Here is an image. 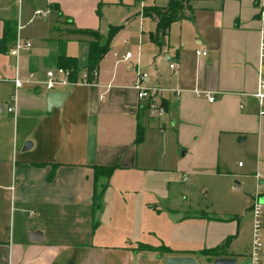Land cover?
<instances>
[{
  "label": "crops",
  "instance_id": "crops-1",
  "mask_svg": "<svg viewBox=\"0 0 264 264\" xmlns=\"http://www.w3.org/2000/svg\"><path fill=\"white\" fill-rule=\"evenodd\" d=\"M10 1L18 2L17 12L0 14V38L5 22L12 23V36L0 46V264H165L169 254H192L211 264L200 249L226 238V253L219 255L238 261L243 251L237 212L231 206L195 207L192 179L224 175L221 163L248 139L257 165L264 162V114L252 95L259 74L264 77V0H187L186 15L156 37L157 18L142 9L168 0L137 11L127 6L123 28L109 44L117 46L123 34L126 47L112 63V56L98 62L95 84L58 87L67 94L49 109L42 88L24 84L14 111L7 109L14 92V57L8 51L20 18L33 19L37 8L47 10L41 17L51 16L43 33H32L34 46L19 56L23 75H43L58 64L59 54L77 57L75 41L87 52L92 36L78 28L100 30V6L118 2ZM53 21L59 24L51 27ZM127 50L133 55L125 59ZM171 60L177 62L175 72ZM139 72L147 85L182 88L179 97L162 91V117L138 99L133 83ZM194 87L213 91L215 99L194 94ZM25 140L32 143L22 149ZM92 164H117L99 202L93 199ZM242 186V179L229 184ZM35 229L39 240L29 237Z\"/></svg>",
  "mask_w": 264,
  "mask_h": 264
},
{
  "label": "rangeland",
  "instance_id": "rangeland-1",
  "mask_svg": "<svg viewBox=\"0 0 264 264\" xmlns=\"http://www.w3.org/2000/svg\"><path fill=\"white\" fill-rule=\"evenodd\" d=\"M118 2L116 5L104 4L101 5L100 15H101V28L100 32L103 35H107L108 29L110 25H117L118 29L114 33H118L122 28V24L126 20V16L122 17L124 9L127 6L130 7L131 11H137L146 3H150L153 0H114ZM157 2H161L164 0H156ZM110 6V7H108ZM18 2H16L13 6H11V1L8 0H0V14H10L16 13L18 10ZM35 10L31 14L33 19L25 20V16L20 18L21 28L19 29V35L21 38L30 40L32 46L35 44V37L32 33H43L46 28V23L51 19V16L48 15L46 18L37 16ZM36 15V16H35ZM18 19V18H17ZM114 21L115 24L108 25ZM51 25H58L59 22H55ZM45 24V25H44ZM55 30L56 28L53 27ZM28 31L31 33L28 34ZM121 34V33H120ZM113 35V36H114ZM112 36V38H113ZM111 38V39H112ZM123 34L117 43V46H112L108 48V50L104 53V55L100 58L99 64L102 60L109 58L112 56V61L116 59V54L119 51L126 47L122 41ZM112 41V40H111ZM111 43V42H110ZM74 49H77V59L79 62L80 68H86L87 64V52L85 50V45L83 42L78 44V41H75L73 45ZM115 51V52H114ZM105 62V61H104ZM99 66V65H98ZM99 70V69H98ZM98 73V71H97ZM164 115V114H163ZM161 115L160 117H162ZM237 139V137H236ZM250 140L248 139L245 142L238 143L237 147L231 150L229 157L226 162L221 163L220 168L222 170H226L227 172L221 177H215L211 175H196L194 179H192V183L194 185L192 196L194 197L193 205L195 207L209 205L213 209H226V207L231 206L234 209V212H237L238 219V228H239V247L242 249L243 254L239 256L236 264H250L249 261V250L250 243L253 236V214L251 206L255 199H259L262 203V223L260 227L261 234V250H260V264H264V162L258 163L257 165V156H256V148L254 145L250 146ZM238 161L240 164L239 165ZM242 177V178H241ZM225 178L226 181H223ZM188 177L186 178V180ZM233 179H242L243 186L239 189H230L229 184L231 186ZM192 185V186H193ZM206 186L208 192L207 202L204 200L203 186ZM211 190H210V188ZM187 188V187H186ZM187 195V198L191 196L190 188L186 189L184 192ZM211 210V209H210ZM248 245V246H247ZM248 249V250H247ZM248 251V252H247Z\"/></svg>",
  "mask_w": 264,
  "mask_h": 264
},
{
  "label": "built area",
  "instance_id": "built-area-1",
  "mask_svg": "<svg viewBox=\"0 0 264 264\" xmlns=\"http://www.w3.org/2000/svg\"><path fill=\"white\" fill-rule=\"evenodd\" d=\"M37 16H45L47 14V10L44 8H37L34 12ZM260 17L264 19V8L260 10ZM21 25L17 24L16 36L13 41L12 46L9 48V53L14 57L13 67V76L12 80L14 82V92L11 97V102L7 106L9 111L15 110L16 104V94L19 87L24 84L36 85L42 88L43 92H47L49 90L57 89L60 86L68 85V84H85L91 85L96 83L97 77V68H93L92 70H87V68H79V72L76 78H71V74L73 72V67L55 65L49 68H46L43 75H38L35 70H30L26 75H23L20 71L19 67V56L22 50L28 49L32 46L30 40L21 38L19 35V29ZM197 54H205V50L196 49ZM133 55V52L127 50L122 57L127 59ZM259 59L261 62L264 61V39L260 40L259 43ZM169 67L175 72L177 69V62L171 60L169 62ZM145 73L139 72L138 77L136 78L133 86L137 91V97L139 100H142L145 104L148 112L154 116H161L165 112V107L162 104L161 93L164 90H172L177 97L181 94L182 88L178 87H168L162 85H147L143 81V75ZM109 85V84H107ZM194 94L198 96H204L209 101H213L215 99V93L211 90H204L197 87L193 89ZM252 95L256 98L259 114H264V77L262 74H259L258 77V87L252 93ZM104 93L100 94V98H103ZM252 214H253V236L250 243L249 250V261L250 264H260V250H261V234L260 227L262 223V203L259 199H255L252 206Z\"/></svg>",
  "mask_w": 264,
  "mask_h": 264
},
{
  "label": "trees",
  "instance_id": "trees-1",
  "mask_svg": "<svg viewBox=\"0 0 264 264\" xmlns=\"http://www.w3.org/2000/svg\"><path fill=\"white\" fill-rule=\"evenodd\" d=\"M187 0H168L165 6L158 5H145L143 6V14L152 15L157 18V26L154 37H156L157 33H164L168 28L169 24L172 20L181 18L186 15L184 13L185 8L190 6L185 4ZM12 23L10 21H6L4 25V32L2 37L0 38V46L4 45V42L9 40L12 36ZM117 25H110L108 29L107 35H103L97 29L91 28H78V30L82 32L89 33L92 38L88 41V49H87V70H92L93 68H97L98 62L100 58L104 55V53L108 50L109 44L112 36L117 31ZM62 66L73 67V72L71 74V78H76L79 72V62L76 56L67 55L65 53H61L58 55V64ZM141 131H137L136 139H140ZM94 169V190H93V199L94 201H98L101 197L102 190L104 189L108 178L112 174L113 170L117 167V164H92ZM53 176V171H50L47 175L48 178ZM99 204V203H98ZM228 238H226L220 244L210 247V248H201L200 251L207 254L210 259L213 255H219L226 253Z\"/></svg>",
  "mask_w": 264,
  "mask_h": 264
},
{
  "label": "water",
  "instance_id": "water-1",
  "mask_svg": "<svg viewBox=\"0 0 264 264\" xmlns=\"http://www.w3.org/2000/svg\"><path fill=\"white\" fill-rule=\"evenodd\" d=\"M67 94L66 90L54 89L49 90L45 94L47 109L52 106L60 105L64 96ZM166 107V103H162ZM31 140H25L22 149H27L31 145ZM29 237L32 240H39L42 238L41 231L38 229L29 232ZM211 264H236L237 257L233 255H217L214 258L208 259ZM165 264H201L197 258L192 254H169L165 257Z\"/></svg>",
  "mask_w": 264,
  "mask_h": 264
}]
</instances>
